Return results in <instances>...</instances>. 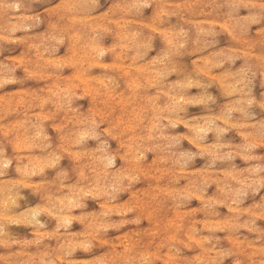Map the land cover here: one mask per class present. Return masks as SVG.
<instances>
[{"label":"clouds","instance_id":"clouds-1","mask_svg":"<svg viewBox=\"0 0 264 264\" xmlns=\"http://www.w3.org/2000/svg\"><path fill=\"white\" fill-rule=\"evenodd\" d=\"M0 264H264V0H0Z\"/></svg>","mask_w":264,"mask_h":264}]
</instances>
